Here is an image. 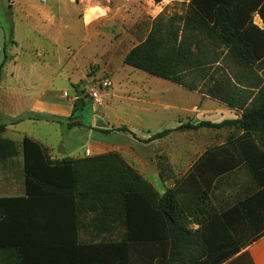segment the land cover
Masks as SVG:
<instances>
[{"label": "trees", "instance_id": "16d2710c", "mask_svg": "<svg viewBox=\"0 0 264 264\" xmlns=\"http://www.w3.org/2000/svg\"><path fill=\"white\" fill-rule=\"evenodd\" d=\"M259 7L264 21L261 1L190 0L184 15L155 20L145 40L126 54L125 65L190 91H197L202 81L207 87L203 94L242 111L236 121L185 123L176 130L236 125L244 138L264 136V29L253 24ZM223 63L240 73L231 76ZM243 87L258 92L247 93ZM43 118L69 130L85 126L77 117ZM4 131L0 123V169L20 154ZM101 131L137 138L126 126ZM173 131L137 139L147 142ZM21 153L24 195L0 197V264H222L264 236L256 212L259 206L264 216V200L249 198L209 215L193 231L185 212L191 197L180 188L160 195L118 153L53 162L47 149L28 137ZM203 200L205 196L197 198ZM83 213L93 214V240L98 242H79ZM112 218L124 229L116 241L102 237L111 233ZM245 262L253 264L247 252L231 263Z\"/></svg>", "mask_w": 264, "mask_h": 264}, {"label": "crops", "instance_id": "0c3cea01", "mask_svg": "<svg viewBox=\"0 0 264 264\" xmlns=\"http://www.w3.org/2000/svg\"><path fill=\"white\" fill-rule=\"evenodd\" d=\"M36 1L42 5L33 6ZM257 1L264 4V0ZM45 2L46 0H0V6L6 9L7 14L2 21L6 32L7 56L0 70V123L5 125L3 137L14 141L19 148L20 154L9 163H17L20 158L23 177V188L19 194L0 197L24 195L21 150L23 139L28 137L45 147L53 162L90 159L118 153L151 183L160 195L167 190L180 188L191 197L186 203L185 212L190 222L189 228L193 231L200 229V220L207 219L209 215L222 214L249 198L264 200V136L252 134L244 138V130L231 125L222 128L225 130L224 136L197 137L190 145L180 143L176 149H169V137L174 133L185 132L176 129L185 124L186 120V123L195 125L202 121L221 123L241 118V110L224 104L219 114L222 119L218 122L212 121L214 102L208 96L195 91L192 93L185 90L187 95L190 92L198 96L188 105L160 102L153 96V81L148 76L140 77L133 71L130 72L134 73L131 81L121 82L134 86L136 91L123 93L112 84L107 104L93 108L96 117L91 122L82 121L84 127L69 130L66 124L43 118L67 119L82 116V108L76 109L78 107L75 106V97L70 95V89H58L55 85L57 79H64L70 87H75L82 81L79 74L73 78L72 73L63 72L69 62L73 63V53L71 44L62 40L60 34L72 32L71 22L74 14L54 11L46 6ZM261 12L259 7L253 13V24L264 29ZM53 29H56L55 32ZM59 47L69 54L68 57L58 56L59 50L56 51V48ZM49 70L52 73H48ZM122 80L127 78L123 77ZM243 89L247 93L254 91L247 87ZM257 92L258 90L254 91L255 94ZM120 104L137 113L134 118L141 119V116H144L154 124L144 126V136L134 132L137 138L148 140L153 134L163 130L174 131L165 137L147 142L135 138L133 144L122 142L116 131L97 134L93 128L114 130L124 126V120L118 114ZM158 107L163 111L161 118L157 115ZM201 112L207 114L208 120H197L200 119ZM26 122L33 124L31 132L22 128ZM155 126H164L165 129L156 131L152 128ZM201 129L213 128L204 127L197 130ZM14 135L19 139H15ZM137 147H143V152L138 151ZM200 196H205L206 200L198 202L197 198ZM256 212L259 215L258 220L264 223L259 206ZM92 217L91 213L79 216L78 235L81 244L99 241L93 240L96 238L97 229L91 224ZM112 219V222L109 221L112 226L111 233L102 234V237L107 235V238L116 241L121 238L124 229L119 222L115 223L114 218ZM249 237H253V234ZM245 252L250 255L253 264H264V236L222 264H232L233 260Z\"/></svg>", "mask_w": 264, "mask_h": 264}, {"label": "rangeland", "instance_id": "374dc122", "mask_svg": "<svg viewBox=\"0 0 264 264\" xmlns=\"http://www.w3.org/2000/svg\"><path fill=\"white\" fill-rule=\"evenodd\" d=\"M21 1L23 2V0ZM70 2L67 0H46L44 4L53 8L54 11H61L66 14L72 12L74 14L73 21L71 22L72 32L66 31L60 34L62 40H65L67 44H71L73 53V63L69 62L63 72L64 74L72 73L73 78H76L79 74L82 81L75 87H70L66 85L64 79H57L55 85L58 89L68 87L70 95L75 97V106L83 107L81 111L82 116L77 118V120L91 122L95 119L96 112L93 111V108L95 109L99 104L93 100L89 92L97 81L109 79L114 88L123 93L136 91L134 86L126 84V82L132 80L130 78H132L134 73L130 74V72L133 71L135 74H139L140 77L148 76L153 81L152 93L160 102L188 105L192 103V100L198 98L197 95L192 94L194 93L193 91L190 93L188 92L190 90H188L187 95L185 91L187 89H183L182 86L180 87L170 81L152 76L124 64L126 54L133 47L145 40L155 20L160 17L167 19L184 15L188 9L190 0H161L160 3H156L154 0H72ZM41 5L42 3L38 1L33 3V6ZM89 10H93L95 18L88 24L86 23L85 16ZM6 15V9L0 6V20L4 21ZM55 30L53 29L54 32ZM57 49L59 50V57H68L69 54L63 51L62 47L56 48V51ZM222 65L226 73L233 77L235 74L240 73L238 68L232 64L223 63ZM257 72L258 75H262V71ZM48 73L52 72L49 70ZM123 77L127 78V80H122ZM121 81H126V85L122 84ZM197 84H199L200 88L195 92L202 95V92H205L207 87H205L202 81H198ZM112 88L105 89L102 92V103L104 105L108 102V93H111ZM211 100L214 102V107H212L214 113L211 116V120L218 122L222 119L219 114L223 110L221 108H224V103L213 98ZM118 106V114L124 120L123 125L128 126L133 133L135 132L140 136H144L146 133L144 126L151 125L152 121L147 120L144 116H141V119H136L134 118V114L137 113H133L125 105L120 104ZM202 108L203 106H201ZM157 115L158 118H161L163 115L161 107H158ZM206 116L207 114L201 112V117L197 120H208ZM129 125H132V127ZM22 128L31 132L34 126L31 122H26L22 125ZM152 128L156 131L165 129L164 126ZM223 129L184 130L185 132L174 133L169 137L168 147L170 150H173L180 143L190 145L195 138L202 136H224L225 130ZM93 130H96L97 134H101L102 132L97 127L93 128ZM116 133H118L117 136L122 142L133 144L135 137L132 134L122 131H116ZM14 136L16 137V135ZM15 139L18 140L19 137ZM137 150L143 152L144 148L137 147ZM18 160L16 161L17 163H7L0 169V195H17L22 191V165L21 159L19 158Z\"/></svg>", "mask_w": 264, "mask_h": 264}, {"label": "built area", "instance_id": "2783aa9c", "mask_svg": "<svg viewBox=\"0 0 264 264\" xmlns=\"http://www.w3.org/2000/svg\"><path fill=\"white\" fill-rule=\"evenodd\" d=\"M43 1V0H41ZM112 87V82L109 79H103L101 81H97L95 85L91 88L89 95L93 98V100L98 103L99 105H102L103 101V95L102 92L105 91V89H109Z\"/></svg>", "mask_w": 264, "mask_h": 264}, {"label": "water", "instance_id": "95a60500", "mask_svg": "<svg viewBox=\"0 0 264 264\" xmlns=\"http://www.w3.org/2000/svg\"><path fill=\"white\" fill-rule=\"evenodd\" d=\"M72 1V0H70ZM77 1V0H76ZM6 32L3 27L2 21L0 20V67L3 66L6 60Z\"/></svg>", "mask_w": 264, "mask_h": 264}, {"label": "bare ground", "instance_id": "6f19581e", "mask_svg": "<svg viewBox=\"0 0 264 264\" xmlns=\"http://www.w3.org/2000/svg\"><path fill=\"white\" fill-rule=\"evenodd\" d=\"M85 18H86V23H88V24L91 23L95 18V14L93 13V10H89L87 12Z\"/></svg>", "mask_w": 264, "mask_h": 264}]
</instances>
